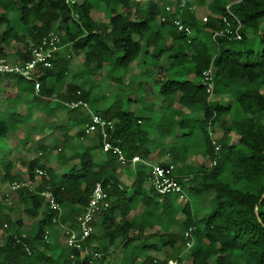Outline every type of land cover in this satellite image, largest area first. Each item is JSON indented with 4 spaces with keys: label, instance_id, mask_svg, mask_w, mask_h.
Listing matches in <instances>:
<instances>
[{
    "label": "trees",
    "instance_id": "trees-1",
    "mask_svg": "<svg viewBox=\"0 0 264 264\" xmlns=\"http://www.w3.org/2000/svg\"><path fill=\"white\" fill-rule=\"evenodd\" d=\"M0 9L1 57L7 47L22 44L17 54L23 61L43 36L58 34L59 51L36 77L39 96L81 99L112 120L107 140L120 147L125 165L130 167L134 156L150 159L156 150L168 153L169 163L184 165L192 153L190 140H200L207 160L179 177L196 206L191 201L177 204L176 193L156 192L148 180L149 166L140 161L134 164L132 184L122 186L116 154L109 151L95 159L102 151L99 133L69 156L64 148L57 150L60 171L40 157L30 160V182L36 168L45 174L33 187L17 190L16 207L0 194V264H103L113 248H120L119 264H167L169 259L178 264H264V0H75L70 5L66 0H0ZM98 9L101 18L93 16ZM63 46L82 60V70L71 76V54L62 55ZM138 62L149 67L145 73L156 76L159 85L157 121L135 116L119 99L108 104L107 98L92 95L91 76L104 64L111 72L125 73ZM208 69L210 94L203 76ZM7 77L17 78V86L27 82L24 91H33V81L0 74ZM136 87H142L141 80ZM60 107L57 102L52 109ZM64 109L76 137L83 136L89 114ZM25 117L12 108L0 110V141L27 123ZM0 164L2 180H21L11 174L7 153L0 154ZM97 183L106 193V205L81 249L68 247L61 226L77 228V217ZM44 190L51 191L61 211L49 207ZM205 194L211 195L208 212L199 214ZM12 212L34 221L28 227ZM189 228L193 241L187 248L184 233Z\"/></svg>",
    "mask_w": 264,
    "mask_h": 264
},
{
    "label": "crops",
    "instance_id": "crops-1",
    "mask_svg": "<svg viewBox=\"0 0 264 264\" xmlns=\"http://www.w3.org/2000/svg\"><path fill=\"white\" fill-rule=\"evenodd\" d=\"M63 47L61 48V50H62L61 54L65 55V46H63ZM8 49H10V46L7 47L5 50V53H7V54L9 52ZM17 51L18 50L14 51L11 56H7L8 58L7 57L6 58L11 60V61H14V62L15 61H21V60H19ZM134 67L135 66L130 67L128 72H125L123 75H117L118 73H116V71L120 70V69H117L116 71L111 72L112 73L111 76H112V78H114V76H115L114 79L116 80V82L118 84L122 85L123 83H125L124 79L126 77H128V75L131 73L130 69H133ZM146 68L149 69L148 66H144L142 64L143 74L146 75L151 82H147L148 78L145 81H141V85L144 87L143 94H142L143 97L138 103L136 95L132 96V97L129 96L130 97L129 99L133 100L135 102L136 107L134 106L132 108L131 107H128V108L131 112H133L135 114V116H142V117H149L150 116V118L153 121H157V119L160 116V112L158 110L159 101H160V99L158 97L159 85L154 83V79H156L155 78L156 76L151 77L145 73ZM76 71H80V70L78 69ZM38 72H39V69L35 73L36 77L38 76ZM155 72H157V71H155ZM155 75H156V73H155ZM138 81H140V80H138ZM149 83H151V85H153V87H155V89H153V87H152L153 91L149 90L147 93H144L145 92V86L149 85ZM25 87H27V82H23L21 84V86H17V78H13V77L0 78V110H7L8 108H12L13 110L17 111L19 114H21L23 116H27V117H25V118H27V123H19L14 131L8 132V134H7L8 136L5 138V140H8L11 143V146H9L8 148H6L4 150V149H2L3 148L2 146L4 145L5 140L0 141V150H2L1 153H7V158L12 162L11 174L17 175V174H14V167L15 166L13 165L12 158H10L11 155L14 154L16 151H18V148L20 147V145H24V146L26 145L24 142V137L28 136V137H31L33 139L35 137L37 140L42 138L44 140H42V143H40L39 145L37 144L35 146V148H34V150L36 149L35 155H34V157L31 158V160L40 157L41 162L43 164H45L47 167H52L56 171H60L61 167L59 166L56 157H55V162H56L55 164H53V162L51 160H49V162L47 163V159L45 158L47 151H49V150L52 151L51 148L55 145L53 142L49 141V137H50L49 134H53V136H57L59 134L62 136V140H61L60 144H58L61 147H59L58 150L60 148H64L65 154L67 156H69L73 153V151L75 149H80L83 146H87V145L91 144V142L93 141V138L95 137V133L84 134L81 137H76V134H75L76 129L74 127H69V122L67 120L66 110L64 109L65 108V105H64L65 100H61L56 95H53L52 98L49 99V101H48L46 99L41 98L38 94L39 91L36 92L34 87H33V91L30 88H28L26 91H24ZM29 89H30V91H29ZM137 89H138V87H136V90ZM138 92H139V90H137L136 93H138ZM151 93H154V94H151ZM150 94H151V96L154 97V99H152L150 101H146L145 98L150 96ZM95 95H97L99 98H101L102 101L104 100V98H107V97L102 98V96H99L98 94H95ZM100 95H102V94H100ZM106 100H107L108 104H112V102L114 101V100L110 101L109 98H107ZM35 102H38V104L36 106L34 105ZM57 102L61 104L62 108L60 107L58 110H56L54 112V110L52 108ZM152 103H156V105L152 104ZM184 111L187 112V110H184ZM54 121H56V122L54 123ZM180 133H181L180 131H177V134H180ZM11 134L15 135V140H12L10 138ZM155 135L156 134L154 132H151V136H155ZM173 140H174V138H173ZM173 140H171V141H173ZM197 141H199L198 143L200 144V150H198L194 154L188 156L186 158L184 165L172 163L175 166L174 167V173L178 177L191 173V172L184 171V170H188V168H192L188 164L189 160L200 159L201 163H204L205 161H207L206 158L204 156H202V154H201L204 150V146H202V143H200V140H197ZM165 142L167 143L168 141L166 140ZM51 145H52V147H51ZM69 146H71V147H69ZM157 151L158 150L152 151L150 159H145V160H147L150 163L155 162V163H162V164L171 162V157L169 156L168 153L166 154L165 152H161L158 154ZM103 158H104V152L98 151L96 156H95V159L101 160ZM28 163H27V166H28ZM50 163H52V164H50ZM135 163L131 162L130 167L125 165L126 163L125 164L119 163L118 167L120 165H124L128 168H132V167L134 168ZM56 164H57V166H56ZM27 166H25V167L27 168ZM66 167H69V165H67ZM0 169H1V164H0ZM1 177H2V175H1ZM16 181H18V180H16ZM19 181L29 182L32 185L31 187H33V185H35L38 182V179L35 178V180L33 182H30L28 180V178H26V180L21 178V180H19ZM132 181H131L130 185L132 184ZM4 182L7 183V182H11V181L5 180ZM6 187H7L6 190H3V188H5V184H4L3 187L0 189V194L6 195L7 196V202H11L8 199L9 198L8 196H9L10 192H13L16 194V200L15 201H17V191H12L7 185H6ZM207 195H210V194H207ZM204 197H206V196L203 195L202 198H204ZM178 199L180 200L179 196H178ZM190 201H191V199H190ZM12 203H14V202L12 201ZM180 204H184V203L180 200ZM204 209H206V208H204ZM22 216H26V215H22ZM22 216L19 215L18 218L21 217L23 219ZM23 221L25 222L24 219H23ZM26 223H28V222H26ZM4 226H6V224H4ZM64 227L70 228L66 224H65V226H61V228L63 230H64ZM0 230H2V235H3L4 230L3 229H0ZM99 230H101V229H97L96 232L101 233V232H98ZM65 241H66V234H65Z\"/></svg>",
    "mask_w": 264,
    "mask_h": 264
},
{
    "label": "built area",
    "instance_id": "built-area-1",
    "mask_svg": "<svg viewBox=\"0 0 264 264\" xmlns=\"http://www.w3.org/2000/svg\"><path fill=\"white\" fill-rule=\"evenodd\" d=\"M75 0H66V3L69 5L74 3ZM169 9V8H167ZM179 29H184L188 32V28L183 27L178 21H175ZM236 37L240 36L236 33ZM60 39L58 34L49 33L41 38L37 45L31 48L29 57L23 61H10L6 57L0 56V74H16L21 76L25 80L33 81L34 89L36 92L39 91L40 82L36 78L35 73L39 68H48L51 66L52 59L59 51ZM204 83L206 85L207 92L210 94L213 89V80H212V71L208 69L203 73ZM64 105L69 109H81L86 111L89 114V123L85 127V134L99 133L102 141V152H112L116 154L117 160L121 164H125L127 159L122 153L119 146L112 144L107 140L108 133L107 129L112 127V120L104 118L102 115L93 112L88 103L84 100L77 99L71 101H65ZM210 138L215 150L218 149L216 142L213 139L211 133ZM142 162L149 166L148 171V180L152 184L153 188L161 195L168 193L178 194L180 200L183 203L190 202V198L185 192V188L179 182V177L174 173V165L171 163H150L145 159H141L138 156L131 158V162ZM215 164L213 160L210 166ZM45 172L41 168L35 169V178L39 179ZM185 178L184 180H186ZM7 185L12 191H17L23 186H28L31 188V184L25 181H11L4 182L0 175V189L3 185ZM41 195L44 197L45 201L51 209L60 210L59 204L56 202L51 191L44 190L41 192ZM106 193L100 183H97L92 190L89 201L85 206L82 213L77 217V228H65L64 231L66 234V244L68 247L74 249H81L82 243L90 236L93 232V221L97 216V212L100 208L106 205ZM184 237L188 239L187 248L192 244V228H189L185 233ZM43 239L48 240V230L44 231ZM99 253L95 252L94 256L99 257ZM167 264H178V261L175 259H169Z\"/></svg>",
    "mask_w": 264,
    "mask_h": 264
},
{
    "label": "rangeland",
    "instance_id": "rangeland-1",
    "mask_svg": "<svg viewBox=\"0 0 264 264\" xmlns=\"http://www.w3.org/2000/svg\"><path fill=\"white\" fill-rule=\"evenodd\" d=\"M102 12H103L102 9H98L96 11H93V16L95 15L96 17L101 18L100 16H102ZM200 15L204 20L205 19L204 18L205 13H204L203 9L200 10ZM16 50H23V45L22 44H20V45L12 44L10 46V49H8V51H9L8 54L6 53L7 54L6 57L11 56L13 54V52ZM65 54L66 55L71 54V70L72 71L70 72L69 76H71L73 74V72H76V70H78V69L82 70V67H81V63H82L81 61L82 60H81V57L79 55L78 56L73 55L71 53V50L68 48L65 49ZM134 65L136 68L134 67L133 69H130L131 73L128 75V77H126L124 79L125 83L120 85L114 79L115 76H114V78H112V76H111L112 73L109 70L110 67L108 66V64L107 63L104 64L103 68L100 71H98L96 74L91 76V81H93V83L95 84V88L92 91V95L94 96L95 94H98L99 96H102V98H104V97L109 98L110 101L111 100L113 101L115 99H119L122 102V107L125 109H129L128 107H131V108L134 107L135 102L133 100H130L129 96L132 97V96L136 95L137 101L139 103V101L143 97L142 94H143L144 87L142 86L139 89V92L136 93L137 92V90H136L137 82H138V80L145 81L148 78L146 75L143 74L142 64H140L138 62L137 64H134ZM116 73H118L117 75H123L124 74L122 69H120L119 71H116ZM155 73L157 74V72H155ZM147 82H151L149 80V78H148ZM152 87H153V85H151V83H149V85L145 86V92L144 93H147L149 90L153 91ZM153 89H155V87H153ZM100 94H102V95H100ZM151 94H154V93H151ZM151 94H150V96L145 98L146 101H150V100L154 99V97L151 96ZM37 104H38V102H35L34 105L36 106ZM152 104L156 105V103H152ZM58 135L53 136V134H49V136H50L49 141L53 142L55 145L53 147L51 145L52 151L51 150L47 151V153L45 155V158L47 159V163L49 162V160H51L53 162V164L56 163L55 162L56 151L58 150L59 147H61L58 144H60V142L62 140V136L61 135L58 136ZM10 138L12 140H15V135L11 134ZM178 138H180V137H177L176 139L179 140ZM42 140H44V139L41 138V139L37 140L35 137H34V139L31 137H28V136L24 137V142L26 145L25 146L20 145V147L18 148V151H16L10 157V158H12L13 165L16 167V168L14 167V174H17L20 178H23L24 180H26L27 168L25 166H27V163L31 160L32 157H34L35 151H36V149L34 150V148L37 144L39 145L40 143H42ZM198 142L199 141H196V140L195 141H193V140L189 141V144H190L189 145L190 146L189 151L192 152L190 155H192L196 151L200 150V144ZM9 146H11V143L8 140H5V143L2 146L3 147L2 149L5 150ZM1 151L2 150H0V153H1ZM199 163H201L200 159L189 160L188 164L190 167H192V168H190L191 169L190 171L192 172L194 167H196V165ZM50 164H52V163H50ZM56 166H57V164H56ZM132 172H133V167L128 168L124 165H120L118 167L117 177L121 180L122 186L129 187L131 181L133 180ZM0 175H2L1 169H0ZM6 188L7 187L5 185V188H3V190H6ZM185 192L190 197L192 204L194 206H196L197 199L193 196L191 197V195L187 189H185ZM205 196L206 197L202 198L203 200L201 201V207H203V208L208 207L211 195L205 194ZM8 197H9L8 199L11 201V204L14 206L13 208H15L16 207L15 205L17 204V201H15L16 200V194L13 192H10ZM12 201L14 203H12ZM179 203H180V200L177 199V204H179ZM206 212H208L207 209H202L201 211H199L197 213L205 214ZM11 216H12V218L16 219V218H18L19 214L17 212H13L11 214ZM22 217L25 220V222H28L27 223L28 227H30L34 220L32 218L27 217V216H22ZM98 232H101V230H99ZM1 241H2V230H0V242ZM120 252H121L120 248H113L112 253H110V255H108V257L106 256V260L103 262V264H119ZM157 256H161V254H158ZM97 264H101V263H97ZM182 264H186V263L183 262Z\"/></svg>",
    "mask_w": 264,
    "mask_h": 264
}]
</instances>
